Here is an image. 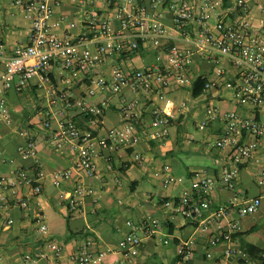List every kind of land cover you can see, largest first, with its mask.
Instances as JSON below:
<instances>
[{"label":"built area","instance_id":"obj_1","mask_svg":"<svg viewBox=\"0 0 264 264\" xmlns=\"http://www.w3.org/2000/svg\"><path fill=\"white\" fill-rule=\"evenodd\" d=\"M61 0H12L30 21L27 41L7 46L0 24V123L13 125L14 115L8 102V94L29 93L36 85H47L50 108L43 112V128L49 130L57 124L59 132L51 134L52 145L61 150L70 145L73 162L70 167L55 170L52 183L59 199L71 212L81 210L83 203L97 200L96 188L88 180L99 174V159L107 151L131 149L136 161H143L135 150L142 136L137 125L138 101H123L118 107L125 123L110 128L104 135L98 131L105 124V112L112 98L125 89L145 97L152 95L164 104L152 110V120L147 136L162 139L169 135L175 118V102L169 96L173 87L192 85L189 70L196 56L212 63L219 82L232 91L237 108L223 111L217 102L208 101L202 119L196 122L199 131H215L213 147L222 153L223 163L214 172L198 170L191 185L182 190L178 201L167 203L176 214L202 217L204 211H212L202 224H214L215 231L210 247L225 245L226 261L237 264H260L234 242L239 232V220L229 219L233 212L239 218L254 215L264 204V165L257 177L260 195L240 201L238 180L245 165L252 160L264 163V31L253 23V9L264 13V0H236L225 21L220 14H211L207 8L198 13L191 0H120L109 18L98 13L89 16L83 24L67 16H56L55 8ZM85 4L86 0H74ZM205 7L210 0H202ZM171 15L172 25L164 22L165 13ZM216 23H211L212 18ZM117 22L118 25H115ZM64 29L59 35L58 30ZM81 29V31H79ZM181 41L184 47L177 43ZM160 49L165 55V65H153L144 69L126 70L116 64L124 55L138 52L142 47ZM78 88L83 92L77 94ZM217 89L216 81H208L204 95ZM184 100L181 109H187ZM80 115L86 127H82L70 113ZM217 129H214L215 127ZM25 139L18 147L23 159L38 158V144L27 128L17 131ZM14 160L0 156V164H13ZM164 186L183 183V178L170 174ZM42 171L19 167L12 175L0 179V202L13 203L23 210L31 208V202L43 193ZM220 188L233 193L226 205L212 209L214 192ZM227 219L226 224L223 220ZM128 232L113 252L137 256L144 239L161 236L163 222L157 217L141 221H127ZM206 225L205 228H208ZM40 233L48 238V226L40 221ZM169 244V240H162ZM48 246L61 254L62 248L53 242ZM195 241L186 240L177 248L175 264H189ZM107 252L82 247L70 256L75 264H101ZM208 258H212L210 252ZM264 257V254L261 255ZM38 256L26 254L22 264H38Z\"/></svg>","mask_w":264,"mask_h":264},{"label":"crops","instance_id":"obj_2","mask_svg":"<svg viewBox=\"0 0 264 264\" xmlns=\"http://www.w3.org/2000/svg\"><path fill=\"white\" fill-rule=\"evenodd\" d=\"M139 1L149 3V0ZM210 1L211 5L207 7L202 0H191V4L198 13L207 8L213 15L219 13L220 18L225 21L234 18L230 11L236 0ZM119 2L120 0H86L82 5L74 0H61L55 11L56 16L64 15L83 24L94 13L106 18L111 17ZM253 12L254 25L264 31V13L257 8H254ZM17 15L23 18L18 32L14 24ZM164 22L172 25L168 12L165 13ZM216 22L217 19L212 18L211 23ZM114 23L118 25L117 22ZM0 24L3 41L7 46L27 41L30 21L25 19L21 9L15 7L12 0H0ZM57 33L63 35L64 29L58 30ZM177 44L185 46L181 41ZM137 61L147 64L144 66L146 68L165 65L166 58L162 50L144 46L136 53L119 57L116 64L131 70L138 69ZM188 74L193 80L192 85L173 87L170 90L169 96L175 102V118L169 135L162 139H151L146 133L151 124L153 108L164 104L161 99L155 95L149 98L138 95L130 89H125L120 95L112 98L111 106L105 112V124L98 131L99 135L102 136L108 129L125 123L118 109L123 101H138L136 123L142 140L135 150L144 160L136 161L133 157L134 150L131 149L105 152L98 161V176L88 180L98 191L97 200L88 198L78 212H71L65 202L59 199L58 190L52 183L51 174L55 170L70 167L73 154L69 144L61 150L52 145L51 134L59 132L55 122L49 130L42 126V114L51 106L47 85L36 86L39 79L35 78L29 93L19 94L11 91L8 94L14 123L11 126L0 123V156H7L14 162L11 165L0 164V179L12 175L19 167L34 168L44 172L46 176L41 180L43 193L31 202L29 210L20 209L13 203L4 205L0 202V264H22L23 257L28 253L38 256V264H75L70 256L82 247L107 252L101 264H175L179 244L189 239L195 241L189 264H237L224 259L225 245L210 247L215 226L206 224L208 228H205L206 225L204 226L202 221L208 219L213 210L204 211L202 217H188L176 214L172 206L167 205L178 201L182 190L191 185L196 171L214 172L223 163L222 153L211 144L210 137L215 138L214 130L203 132V138L199 139L188 133L187 126L191 115L196 111L203 117L208 101L217 102L223 111L237 108L232 91L222 81L219 82L212 63L196 56ZM197 77L216 81L217 89L210 91L208 95L202 93L198 97L193 96L192 86ZM180 90L189 93L190 97L181 100L189 102L187 109L180 108L181 102L177 104V92ZM81 92L83 88H78L77 94ZM70 116L80 122L82 127H86L80 115L73 112ZM22 128H27L38 144L37 159H23L18 152V147L25 143V139L17 134ZM194 128L197 129L196 122ZM262 150L264 151V143ZM261 163L252 160L242 169L238 180V190L242 193L240 201L260 195L261 188L257 184V177L261 166L264 165ZM165 166L170 167L171 175L183 178L184 182L165 187L164 182L168 176L164 170ZM147 183L150 184L149 188ZM232 196L233 193L218 188L214 192L212 209L226 205ZM123 216L127 219L133 218L136 222L149 216L157 217L163 222V232L161 236L144 239L137 256L113 252L128 232V220L124 221ZM229 219L239 220L241 224L239 232L234 235V242L245 251H249L248 247L253 246V254L259 251L264 254V204L254 215L239 218L238 214L233 212ZM41 220L48 226V238H44L39 231ZM227 222V219L223 220L224 224ZM162 240H169L170 243L165 244ZM50 241L62 248L61 254H56L48 246L47 242ZM208 252L212 254V258L207 257Z\"/></svg>","mask_w":264,"mask_h":264},{"label":"rangeland","instance_id":"obj_3","mask_svg":"<svg viewBox=\"0 0 264 264\" xmlns=\"http://www.w3.org/2000/svg\"><path fill=\"white\" fill-rule=\"evenodd\" d=\"M14 24H15V29H16V32H18L20 29H21V26L23 24V18L21 15H17V17L15 18L14 20ZM147 64H142L140 61H137L136 62V68L138 69H144V66H146ZM185 97H190L189 96V93L187 91H184V90H180L177 92V104L179 105L181 100ZM191 102L193 101L191 98L189 99ZM189 111L191 109H188ZM192 111V110H191ZM201 114H199L198 112H194L192 115H191V119L189 120L188 122V126H187V131L188 133L192 134L194 137H197L198 139L199 138H203V132L201 131H198L197 129L194 128V122H197L201 119ZM210 140H211V144H214L215 142V138L214 136L210 137ZM147 188H149L150 184H146ZM123 220L124 221H132L133 218H130V219H127V217H124L123 216ZM134 221V220H133Z\"/></svg>","mask_w":264,"mask_h":264},{"label":"trees","instance_id":"obj_4","mask_svg":"<svg viewBox=\"0 0 264 264\" xmlns=\"http://www.w3.org/2000/svg\"><path fill=\"white\" fill-rule=\"evenodd\" d=\"M207 82L208 81L206 80V78H204V77H197L196 80L193 83V86H192V94H193V96H195V97L200 96L203 93L204 88H205V85H206ZM79 124L82 125L81 123H79ZM252 249H253V246H249L248 247V250L249 251H247V252L249 253L250 257L253 260L259 261L260 264H264V257H261V254H263V253H261V251H259V253L253 254L252 253Z\"/></svg>","mask_w":264,"mask_h":264}]
</instances>
